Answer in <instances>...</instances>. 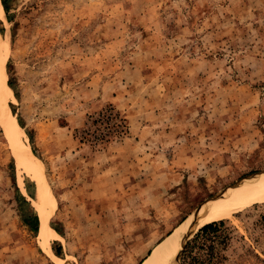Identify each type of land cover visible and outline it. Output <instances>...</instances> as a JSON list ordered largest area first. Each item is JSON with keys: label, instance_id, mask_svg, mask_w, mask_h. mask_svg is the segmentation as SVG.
<instances>
[{"label": "rangeland", "instance_id": "1", "mask_svg": "<svg viewBox=\"0 0 264 264\" xmlns=\"http://www.w3.org/2000/svg\"><path fill=\"white\" fill-rule=\"evenodd\" d=\"M5 3L0 63L12 94L0 90L12 116L0 100V264H141L209 198L264 173V0ZM109 109L126 128L157 131L137 137L132 193L98 191L84 206L100 177L88 176L90 157L127 134L80 145L77 131L88 117L100 128ZM24 148L56 204L44 216L64 236L50 241L62 262L42 247L41 181ZM19 194L39 216L37 235ZM263 216L260 204L226 220L235 234L220 264H264Z\"/></svg>", "mask_w": 264, "mask_h": 264}, {"label": "bare ground", "instance_id": "2", "mask_svg": "<svg viewBox=\"0 0 264 264\" xmlns=\"http://www.w3.org/2000/svg\"><path fill=\"white\" fill-rule=\"evenodd\" d=\"M4 11L0 1V16H4ZM4 62L0 63V85L9 94L12 90L5 80ZM0 100L7 108L8 115L12 116L11 110L7 104L6 98L1 95ZM16 129L20 133L19 124L16 123ZM18 148L23 147L19 139L17 141ZM25 154L20 157L25 165L36 174L41 181V198L42 200V217L41 231L39 238L42 240V247L51 254L57 262L63 260L56 257L51 250V239L59 238V235L52 229L44 216L47 207L54 211L56 204L51 195L45 190L44 175L41 168V161L31 152L29 148H24ZM264 204V173L253 176L236 187L219 194L218 196L209 198L206 202L197 207L162 243L157 245L149 256L141 264H179L180 254L189 241L202 227L207 224L232 219L235 214L241 213L246 209L255 205Z\"/></svg>", "mask_w": 264, "mask_h": 264}, {"label": "trees", "instance_id": "3", "mask_svg": "<svg viewBox=\"0 0 264 264\" xmlns=\"http://www.w3.org/2000/svg\"><path fill=\"white\" fill-rule=\"evenodd\" d=\"M5 14H8V8L5 0H1ZM87 123L95 125L88 117L87 122L84 123V127L78 130L79 142H90L93 145H100L107 141L111 136H118L124 134L126 131L125 122L120 119L118 113L109 109L105 115V119L100 123V128H96L95 131L91 130V127ZM20 125V123H19ZM20 127H22L20 125ZM101 131V132H96ZM18 202L26 207V211L21 214V221L23 225L28 227L32 233L37 235L40 219L36 211L26 201L22 195H18ZM264 220V216L262 217ZM51 226V225H50ZM52 229L59 235H63L57 228L51 226ZM235 231L227 227L226 220L213 222L202 227L189 241H187L182 256L181 264H220L225 260L224 252L226 251L229 241ZM52 252L56 257L63 258L62 247L60 243L54 242L52 244Z\"/></svg>", "mask_w": 264, "mask_h": 264}, {"label": "crops", "instance_id": "4", "mask_svg": "<svg viewBox=\"0 0 264 264\" xmlns=\"http://www.w3.org/2000/svg\"><path fill=\"white\" fill-rule=\"evenodd\" d=\"M136 129V130H135ZM135 130V131H133ZM152 125L149 123L140 124L138 127L130 124V127L126 128V136L121 140L120 143H117L115 146L105 145L101 151H97L93 153V156L90 157L94 162V169L89 168L88 176L96 177L97 175L100 177L93 178V183L88 184V190L86 191L87 196L89 197L86 203H83L84 206L86 204H93V202H89L95 200L94 193L100 191L108 194L115 193H128L129 195L132 193L130 191V183H133L134 176L139 172V168L137 166V162L139 160L138 154H135L138 147V139L137 137H142L146 133H154L157 130H153ZM174 130V129H173ZM173 130H169V133H172ZM162 132V131H161ZM163 133V132H162ZM177 136V135H176ZM74 142V141H73ZM80 145H84L85 143H81L78 140ZM106 151V152H105ZM100 162V166H97L95 163ZM165 170V169H164ZM163 171V170H162ZM168 170L164 171L167 172ZM175 172V171H174ZM176 173V172H175ZM74 175L79 177V171H74ZM177 175V174H176ZM169 173L166 177V182H163L159 186H164L170 183ZM100 178V179H98ZM96 180V182H94ZM152 181H147V185ZM71 186V185H70ZM72 187V186H71ZM69 193H76V187L72 188L68 191ZM109 198H105V200H101V202H115L108 200ZM144 198L141 199L143 202ZM100 201V200H99ZM125 202V199H124ZM98 204V203H97ZM141 204V203H139ZM137 205L136 209L142 207V205ZM143 210V209H142ZM59 211V208H57ZM58 213L55 214V218L58 220ZM55 231V230H54ZM59 235V234H58ZM60 241H63V237L61 236ZM52 250V248H51Z\"/></svg>", "mask_w": 264, "mask_h": 264}, {"label": "water", "instance_id": "5", "mask_svg": "<svg viewBox=\"0 0 264 264\" xmlns=\"http://www.w3.org/2000/svg\"><path fill=\"white\" fill-rule=\"evenodd\" d=\"M185 245H186V243H185ZM183 250H184V248H183Z\"/></svg>", "mask_w": 264, "mask_h": 264}]
</instances>
